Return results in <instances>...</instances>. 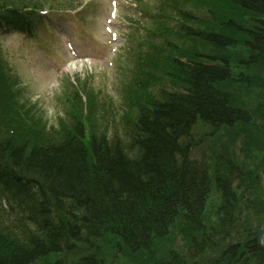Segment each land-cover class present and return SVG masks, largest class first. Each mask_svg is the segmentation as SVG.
Returning a JSON list of instances; mask_svg holds the SVG:
<instances>
[{"label": "trees", "instance_id": "1", "mask_svg": "<svg viewBox=\"0 0 264 264\" xmlns=\"http://www.w3.org/2000/svg\"><path fill=\"white\" fill-rule=\"evenodd\" d=\"M51 1L0 0V21L30 30L23 10ZM192 4L201 14L157 8L178 35L156 20L166 33L133 60L134 106L112 133L77 91L47 128L0 59V264H102L107 240L134 256L177 235L183 247L141 264H264V0ZM198 124L227 137L201 161ZM234 140L251 142L244 160Z\"/></svg>", "mask_w": 264, "mask_h": 264}, {"label": "rangeland", "instance_id": "2", "mask_svg": "<svg viewBox=\"0 0 264 264\" xmlns=\"http://www.w3.org/2000/svg\"><path fill=\"white\" fill-rule=\"evenodd\" d=\"M141 1L148 6L154 2ZM49 16L32 36L0 33L3 61L19 77L23 96L36 104L48 126L55 125L58 118L65 115L60 98L66 89L64 81L70 82L78 77L97 91L101 98L108 96L115 102L114 106L108 107L103 118L104 123L115 122L113 128H118L117 121L125 108L119 90L125 78L122 60L126 54L125 46L129 45L126 36L129 37V32L136 35L140 26V32L144 34L142 26L148 24V16L141 14L133 0H83L75 11L66 10ZM129 18L139 22V25L131 23ZM194 133L198 140L197 158L201 157L200 154L208 157L212 151L220 149L227 138L221 135V139L214 137L218 134L204 138L203 134L209 132L200 125L196 126ZM213 138L216 140L213 141ZM238 143L239 140L234 148L236 145L239 147ZM211 205L209 203V207ZM172 234L175 235L174 231ZM168 242L160 240L149 253L132 256L125 250L126 253L123 250L108 251L112 244L107 240L106 257L100 259H103L102 264H141L143 258L162 259L170 248L179 250L183 247L180 235L172 238L170 245ZM85 253L92 252L86 250Z\"/></svg>", "mask_w": 264, "mask_h": 264}, {"label": "bare ground", "instance_id": "3", "mask_svg": "<svg viewBox=\"0 0 264 264\" xmlns=\"http://www.w3.org/2000/svg\"><path fill=\"white\" fill-rule=\"evenodd\" d=\"M121 121H122V118L119 119V124L121 123ZM235 144H236V141H235V140L232 141V145H233L232 153H233V156H235V158H237V159H238V157H239V159L244 160V157H245V156H244V154H243V151L245 152V150H246L247 148L250 147L251 142H249L248 140H246L244 143L239 144V147H237V145H236V148H234ZM230 149H231V148H230ZM250 149H251V148H250ZM196 152H198V151H197V150L192 151V149H191V153H196ZM236 155H237L238 157H237ZM196 160H197V161H201L200 158H196ZM214 167H215V162H213V161H209V165L207 166V168H208V170H209V174H210V175H213V174H214V173H213V169H214ZM12 171H14V169H12ZM14 173H15V171H14ZM214 182H215V179L212 178V183H214Z\"/></svg>", "mask_w": 264, "mask_h": 264}, {"label": "water", "instance_id": "4", "mask_svg": "<svg viewBox=\"0 0 264 264\" xmlns=\"http://www.w3.org/2000/svg\"><path fill=\"white\" fill-rule=\"evenodd\" d=\"M263 233H264V228H262V229L260 230V232H259V236H258V240H259V241H260V239H261ZM262 246L264 247V244H263Z\"/></svg>", "mask_w": 264, "mask_h": 264}]
</instances>
